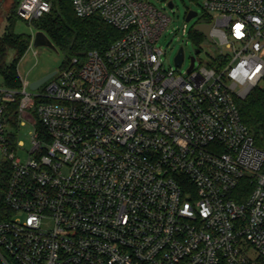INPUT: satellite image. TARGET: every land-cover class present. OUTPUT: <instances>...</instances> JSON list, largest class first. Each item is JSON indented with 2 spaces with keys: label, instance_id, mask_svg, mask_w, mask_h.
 <instances>
[{
  "label": "built area",
  "instance_id": "built-area-1",
  "mask_svg": "<svg viewBox=\"0 0 264 264\" xmlns=\"http://www.w3.org/2000/svg\"><path fill=\"white\" fill-rule=\"evenodd\" d=\"M71 1L78 17L98 15L121 37L72 59L43 91L21 76L20 90L0 87L13 214L0 222L2 263L264 258V142L255 144L239 109L264 89V0H205L213 15L193 29L211 25L216 53L201 60L194 44L186 73L179 52L175 67L165 65L158 42L170 18L149 0ZM50 10L48 0H21L17 14L32 22ZM17 95L18 122L34 127L25 162L7 132L6 104Z\"/></svg>",
  "mask_w": 264,
  "mask_h": 264
},
{
  "label": "trees",
  "instance_id": "trees-1",
  "mask_svg": "<svg viewBox=\"0 0 264 264\" xmlns=\"http://www.w3.org/2000/svg\"><path fill=\"white\" fill-rule=\"evenodd\" d=\"M48 1L51 3L49 13L32 22H24L36 31L44 32L55 45L57 51L64 54L65 61L61 68L69 67L74 58L83 63L89 51L99 50L104 52L112 42L121 37V33L117 29L107 24L98 15L86 18L78 17L73 10L71 0ZM15 4L10 15L6 17V25L3 34L0 36V75L2 77L0 87L20 90L22 82L18 67L30 48L31 35L15 31L17 20L20 19ZM203 20L208 21L207 18H203ZM190 36L198 48H201L207 42L206 37L194 29L191 31ZM9 57H12L10 61ZM20 99L21 96L17 95L14 102L6 104V119L12 127H16L18 124ZM239 109L242 121L253 135L255 144L263 146L264 89L261 87L255 88L246 99L239 102ZM16 140L17 136L11 134L10 145L14 146ZM11 172L10 162L0 160V222L9 219L13 215L5 203V194ZM0 264H3L1 260ZM248 264H264V258H258Z\"/></svg>",
  "mask_w": 264,
  "mask_h": 264
},
{
  "label": "rangeland",
  "instance_id": "rangeland-1",
  "mask_svg": "<svg viewBox=\"0 0 264 264\" xmlns=\"http://www.w3.org/2000/svg\"><path fill=\"white\" fill-rule=\"evenodd\" d=\"M20 0H0V36L3 34L6 17L10 15L13 5H17L16 10L18 11V3ZM167 1L169 0H149L154 4L158 9L163 10L165 14L170 18L169 25L164 31L160 41L158 42V47L165 51L166 55L163 56V60L166 66L175 67V56L180 51L181 47L184 52V62L180 71L186 73L191 65V58L196 56L194 43L190 33L194 27V24L203 18L212 16L213 13L206 12L203 9L205 0H173L174 7L170 8L167 6ZM196 11L198 16L186 21V16L189 11ZM208 14V15H207ZM187 27V34L183 33L184 26ZM15 31L17 33H24L32 35L37 31L24 22L21 19L17 20ZM225 53H227V50ZM216 53V48L211 42H206L201 46V53L198 56L199 59L206 61L209 56ZM12 57H9V61ZM65 61L64 54L58 52L54 49L40 46L33 47L28 50L26 55L22 58L18 70L22 78L26 79L29 82H33L37 79H40L51 72L59 71ZM2 82V77L0 75V83ZM45 83L42 85L38 91H43L46 87ZM34 127L27 123L26 125H20L18 122L16 127L8 126L7 132L9 134H15L22 146L18 148L17 157L25 162L28 160V151L32 147V132ZM2 154L0 153V159ZM49 224H45L47 227ZM2 251V250H1ZM254 256V254L252 253Z\"/></svg>",
  "mask_w": 264,
  "mask_h": 264
},
{
  "label": "water",
  "instance_id": "water-1",
  "mask_svg": "<svg viewBox=\"0 0 264 264\" xmlns=\"http://www.w3.org/2000/svg\"><path fill=\"white\" fill-rule=\"evenodd\" d=\"M169 7L173 8V4L170 3ZM197 15H198V13L196 11H192V10L189 11L188 14H187V17H186V21L187 22L190 21L191 19L197 17ZM210 28H211V25L200 24V25L195 26L194 30L196 32H200V33L204 34L205 37L210 41L211 40L210 37H209ZM40 46L48 47V48H51V49H54V50L57 51V48L52 43V41L49 39V37L44 32L37 31L34 34L33 47L36 48V47H40ZM199 52H200L199 49L195 50V53H199ZM183 59H184V52H183L182 49H180V51H179V53H178V55L176 57V63H177L178 66H180L182 64ZM193 64H194V58L191 59L190 69L193 67ZM56 73H57V71L51 72L48 75L31 82L30 83V89L32 91L37 90L44 83H46L49 79H51L53 76H55Z\"/></svg>",
  "mask_w": 264,
  "mask_h": 264
}]
</instances>
